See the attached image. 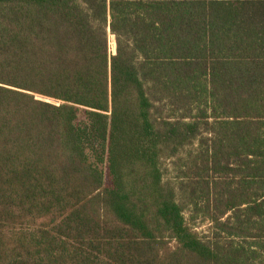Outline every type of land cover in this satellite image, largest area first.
Returning <instances> with one entry per match:
<instances>
[{"label": "trees", "instance_id": "obj_1", "mask_svg": "<svg viewBox=\"0 0 264 264\" xmlns=\"http://www.w3.org/2000/svg\"><path fill=\"white\" fill-rule=\"evenodd\" d=\"M0 264H264V0H0Z\"/></svg>", "mask_w": 264, "mask_h": 264}, {"label": "rangeland", "instance_id": "obj_2", "mask_svg": "<svg viewBox=\"0 0 264 264\" xmlns=\"http://www.w3.org/2000/svg\"><path fill=\"white\" fill-rule=\"evenodd\" d=\"M110 48H111V51H112V53H113V49H112V44H110ZM44 101H46V102H52L53 103V101H51V100H47V99H43Z\"/></svg>", "mask_w": 264, "mask_h": 264}, {"label": "water", "instance_id": "obj_3", "mask_svg": "<svg viewBox=\"0 0 264 264\" xmlns=\"http://www.w3.org/2000/svg\"><path fill=\"white\" fill-rule=\"evenodd\" d=\"M113 39H114V37H113ZM114 46H115V39H114ZM115 53H116V52H115V49H114V53H113V55H115Z\"/></svg>", "mask_w": 264, "mask_h": 264}]
</instances>
